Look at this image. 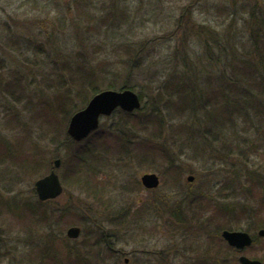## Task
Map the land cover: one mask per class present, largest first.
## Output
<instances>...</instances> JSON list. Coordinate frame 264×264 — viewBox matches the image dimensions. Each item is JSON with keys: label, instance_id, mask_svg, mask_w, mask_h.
<instances>
[{"label": "rangeland", "instance_id": "obj_1", "mask_svg": "<svg viewBox=\"0 0 264 264\" xmlns=\"http://www.w3.org/2000/svg\"><path fill=\"white\" fill-rule=\"evenodd\" d=\"M227 4L229 0H0V117L7 111L19 110L28 120V130L36 136L40 135L43 128L48 130L50 127L40 119L31 117V120L30 114L24 109H38V106L40 109L42 104L37 105V102L44 98L60 101L54 97L65 88L60 87L62 82L58 76L55 75L53 80L47 79L51 73L50 64L54 61L62 65L69 59L72 66L76 67L82 62L97 64L107 59L110 60L111 71H114L120 65L118 60L126 55L122 47L127 42L134 43L136 47L148 43L139 52L137 66L131 72L123 68L120 76L109 75L104 79L114 81L117 78L122 83L127 78L136 86V91H140L142 107L143 102H146L147 107L144 112H138L139 116L147 113L150 118L154 113L156 117L159 114L151 108L160 99L157 92L159 84L176 59L175 46L179 42L180 45H187L193 59L197 62L201 60L203 45L200 35L211 28L221 30L226 27L230 22L224 9ZM88 13H92L94 18L90 19ZM180 18L181 23L188 27L187 32H180ZM202 27H206L205 31ZM15 37L13 49L14 46L7 43ZM18 38L23 43L27 41L29 47L25 49ZM63 77L66 82H63L64 85L71 89L73 96V103L68 107L72 109L84 101L92 88L89 90L84 87L86 85L78 77L72 78L68 71ZM14 79L21 81V88L11 83ZM44 80L48 81L45 83ZM161 110L162 114L170 117L168 110ZM171 116L176 127L175 124L188 123L185 121L190 119V110L172 109ZM120 118L115 111L111 116L103 117L101 125L108 127ZM135 119L141 121V117L135 116L124 125L126 133L135 134L141 140L147 136L160 140L154 134L156 124H149L148 119L143 121L145 123L141 122L143 124L135 123ZM165 128L161 138L167 141L181 167L174 185L165 182V164L160 160L142 161L138 155L139 149L121 154V149L115 146L112 153H105L116 155L98 157L96 161L101 174L95 178L100 184L107 185L103 200L106 202L111 199L113 208H131L132 215L126 218L124 225L112 222L100 200L88 196L76 185H65L64 179V192L56 202L43 203L38 199L36 180L48 173L58 158L61 164L57 171L61 179L64 178V173L69 169L66 159L73 152V148L65 147L59 151L57 144L48 143L52 131L42 136L45 138L41 141L38 140L44 149L48 147L43 150L46 165L42 166L40 172L22 169L12 160L0 163V195L4 199L3 204L23 207L35 203L48 214V220L44 223L36 219L30 221L28 217L16 216L13 210L8 211V205H0V264H35L30 261V253L34 255L37 247L51 246L55 240L51 239V235L66 234L69 227L59 220L58 214L53 220L50 212L55 207L77 209V204L87 209L92 218H86L83 225H79L83 232L78 238H69L73 245L82 246L86 233L84 228H97L94 219H98L105 226V231L112 235L110 239L116 242V247L123 250V263L129 259L127 264H133L132 257L137 255L143 259V263L148 264H210L214 263L213 258L215 264H221L220 259L226 254L218 248L225 244L219 240L220 235L214 233L221 225H226L228 229L240 228L254 234L259 228L254 229L253 226L264 214H255L253 219L242 217L240 220L234 216H223L220 208L245 203L238 190L236 194L229 190V184L224 180L228 172L221 163L223 160H216L213 171L202 167V163L193 161L188 154H181V142L172 141L178 139V134L171 128ZM6 129L0 127V132L8 142H15L16 132ZM109 145L110 141L104 144L105 148H109ZM230 160L241 167L235 158ZM145 172L158 173L161 184L156 188L139 184L137 180ZM190 175L194 176L193 180H189ZM233 187L237 188V184ZM195 199H199L198 205L191 203ZM97 229L99 232H93V240L95 235L101 233ZM212 239L218 244H212ZM231 255L227 254V258ZM234 258L235 255L231 256V263L228 262L238 264Z\"/></svg>", "mask_w": 264, "mask_h": 264}, {"label": "trees", "instance_id": "obj_2", "mask_svg": "<svg viewBox=\"0 0 264 264\" xmlns=\"http://www.w3.org/2000/svg\"><path fill=\"white\" fill-rule=\"evenodd\" d=\"M224 9L226 18H230L226 27L221 30L211 28L200 35V42L203 45L201 60L197 62L193 59L187 45H180L179 42L175 46L176 59L159 84L157 92L160 99L151 108L159 114L158 116L155 117L154 113L150 118L147 113L139 116L138 112L142 110L144 112L147 107L146 102H143V107L135 112L118 109L117 113L121 117L119 120H114L108 127L101 125L98 130L80 142L74 141L67 133L69 115L85 107L93 95L104 89H135L136 86L127 78L122 83H119L117 78L114 81L104 78L109 75L120 76L123 68L130 72L135 69L140 60L139 52L144 50L148 43L136 47L134 43L127 42L122 47L126 55L118 60L120 65L114 71H111L110 60L107 59H102L97 64L82 62L76 67L72 66L69 59L62 65L53 61L47 79L53 80L56 75L62 82L60 87L65 90L54 97L60 101L44 98L37 102V105L42 104L40 109L39 106L38 109H24L30 114V119L31 117L40 119L50 128L48 130L43 128L41 134L36 136L28 130L26 124L28 120L19 110L3 113L0 117V127L14 130L16 141L8 142L0 132V163L12 160L22 169L40 172L42 166L46 165L43 150L48 147L45 146L44 149L39 141L45 138L42 136L52 131L48 143L57 144L59 151L63 147L73 148L71 157L66 159L69 169L62 178L65 185H76L88 196L100 200L99 203L105 205L112 222L124 225L126 218L131 214V208H113L111 199L106 202L103 200L107 185L100 184L95 178L101 174L96 161L98 157L110 155L105 152L112 153L115 146L121 149V154H128L132 150L136 152L139 149L138 155L142 161L160 160L165 164V182L174 185L177 183L181 167L179 159L171 152L167 141L161 138L166 126L178 134V139L172 141L181 142V154H188L193 161L202 163V167L213 171V167L217 164L216 160H223L221 163L226 166L228 172L224 180L229 184V190L234 194L238 190L245 202L238 206L227 205L225 208H220L219 211L223 216L238 217V220L242 217L253 219L255 214L262 216L264 214V0H234V2L229 0V4ZM124 15L128 16L127 13ZM88 16L90 19L94 18L92 13H88ZM181 22L180 18L178 23L180 32H187L188 27ZM205 28L202 27V30L205 31ZM15 39L16 37L12 38L7 44L14 46ZM22 45L25 49L29 47L27 41ZM62 71H68L72 78L78 77V80L82 81L86 85L84 87L89 90L92 88L84 101L72 109L68 107L73 103V96L71 89L63 83L65 72ZM44 81L46 83L48 80ZM103 81L106 83L101 85ZM11 83L22 87L19 79H14ZM7 91L12 92L10 89ZM138 92L142 96L140 91ZM161 109L168 110L171 118L162 114ZM172 109H189L190 119L185 121L188 123L175 124L177 125L175 127L171 116ZM135 116L141 117L140 122L137 119L133 120L135 123L143 124L145 123L143 121L148 119L149 124H156L157 130H154V134L160 140H155L151 136L143 137L141 140L135 134L126 133L124 125L132 121ZM34 139H37L36 142ZM109 141V148H105L104 144ZM231 158L238 160L241 167L231 161ZM137 181L141 184L140 180ZM234 184H237V188L233 187ZM56 200L43 203L56 202ZM198 200L195 199L191 203L198 205ZM3 201L0 195V205L4 207L9 204H3ZM208 205L211 206V202ZM76 207L77 209L55 207L50 213L53 220L58 214L59 220L65 222L66 226L83 225L86 218H92L91 213L83 206L77 204ZM7 209L13 210L15 215L21 218L28 217L30 221L36 219L44 223L48 220L47 212L41 210L35 203L23 207L8 205ZM177 219L184 221L181 217ZM94 221L95 226L101 230V233L95 235V240L92 238L93 234L99 230L94 226L91 229L83 227L86 233L82 246L73 245L66 234H52L51 239H55L52 245L34 249L35 256L30 253V261L35 264H125L121 261L123 250L117 248L116 242L110 239L112 235L105 231L103 223L98 219ZM226 227L221 225L214 235L219 236L220 231ZM253 227L254 229L264 227V217H259ZM212 242L214 245L218 244L213 239ZM218 249L226 254L220 259L221 264L223 262L230 264V257L234 255L235 249L227 244L224 247L220 245ZM227 254L232 255L227 258ZM132 258L133 264H148L143 263L140 256L134 255ZM213 261L214 263L210 264L216 263L214 258Z\"/></svg>", "mask_w": 264, "mask_h": 264}, {"label": "water", "instance_id": "obj_3", "mask_svg": "<svg viewBox=\"0 0 264 264\" xmlns=\"http://www.w3.org/2000/svg\"><path fill=\"white\" fill-rule=\"evenodd\" d=\"M141 105V98L133 89L102 90L96 93L83 109L78 110L71 116L67 132L74 140L81 141L98 129L103 116H110L118 107L132 112L140 108ZM60 164L61 159H56L52 171L36 181L35 187L40 200L54 199L63 193L64 187L60 175L56 171ZM193 178V176H190L189 180H193ZM141 180L147 188H156L160 184V177L156 173H145L142 175ZM81 231L80 226H71L67 230V235L70 238H77ZM259 234L264 235V228L259 231ZM222 235L231 245L239 249L252 242L250 233L244 230L225 229ZM240 260L243 264H262L260 260L251 259L247 256H241Z\"/></svg>", "mask_w": 264, "mask_h": 264}, {"label": "flooded vegetation", "instance_id": "obj_4", "mask_svg": "<svg viewBox=\"0 0 264 264\" xmlns=\"http://www.w3.org/2000/svg\"><path fill=\"white\" fill-rule=\"evenodd\" d=\"M252 237V243L249 246H246L244 250L236 249L238 258L241 255H247L250 258L261 260L262 264H264V235H260L259 233H257L255 235H252Z\"/></svg>", "mask_w": 264, "mask_h": 264}]
</instances>
